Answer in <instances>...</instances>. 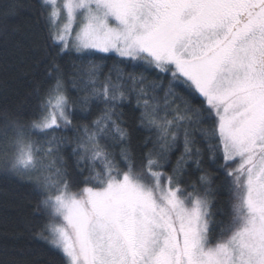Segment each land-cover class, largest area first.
Masks as SVG:
<instances>
[{"label": "snow or ice", "instance_id": "1", "mask_svg": "<svg viewBox=\"0 0 264 264\" xmlns=\"http://www.w3.org/2000/svg\"><path fill=\"white\" fill-rule=\"evenodd\" d=\"M25 9L47 79L0 112V169L60 264H264V0H0V21Z\"/></svg>", "mask_w": 264, "mask_h": 264}, {"label": "trees", "instance_id": "2", "mask_svg": "<svg viewBox=\"0 0 264 264\" xmlns=\"http://www.w3.org/2000/svg\"><path fill=\"white\" fill-rule=\"evenodd\" d=\"M32 15L25 9L6 25L0 21V112H31L34 88L47 79L43 41L33 36ZM124 111L133 147L139 154L146 132L138 128L139 113L134 108ZM214 188L219 192L214 203L222 210L227 208V190L218 185ZM38 200L32 183L0 169V264H60L58 253L39 237L44 221L34 212Z\"/></svg>", "mask_w": 264, "mask_h": 264}]
</instances>
